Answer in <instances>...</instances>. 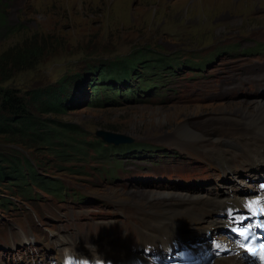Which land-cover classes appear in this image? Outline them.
<instances>
[{
    "label": "rangeland",
    "instance_id": "374dc122",
    "mask_svg": "<svg viewBox=\"0 0 264 264\" xmlns=\"http://www.w3.org/2000/svg\"><path fill=\"white\" fill-rule=\"evenodd\" d=\"M120 1L5 0L2 9L8 24L16 26L19 31L0 35V53L17 43L39 38L45 41L47 52L34 69L12 73L10 80L3 84L25 91L47 84L66 82V97L71 98L73 95L79 99L83 98L82 83L95 78V75H92L94 70H90L88 66L99 65L102 68L120 57H127L137 48L146 47L151 51L153 56L148 60L152 65L162 58H174L178 62L183 59H192L198 62L201 60L199 56L204 58L206 54L221 48L224 43L241 40L247 35H252L256 30L264 32V12L256 13L257 10L264 8V0H223L210 3L208 1L212 0H208L207 3L201 0H169L171 3L168 7L160 5L162 0H150L145 6L152 7L151 12L145 17L136 18L130 17L128 13L141 7L140 0ZM188 1L192 4L190 5ZM226 5L228 9L224 8L227 7ZM219 8L221 10L218 12ZM220 65L217 62L215 67L205 72L204 86L208 93L224 84L223 79L218 84L212 81L217 74H223L224 68ZM155 67L157 66L152 68ZM254 101L264 104V101L257 99L229 101L221 104L217 99L192 106L179 103L173 106L145 102L121 103V106L113 107H91L86 106L84 100L76 104V102L72 103L74 102L72 100L64 99L61 100L64 113L43 114V117L81 127L78 135L80 141L102 139V135L108 133L117 136L116 138L120 141L148 140L155 144L166 145L170 147L169 152L175 155V148L178 147L172 142L192 143L194 136L197 134L202 136L192 127L193 122L187 120V117L204 112L210 114L209 120L215 118L220 121L217 116L219 112L225 114L228 111L224 110ZM221 122L223 126H220V129L226 131L229 121L221 120ZM14 153L35 166L38 175L46 177L61 175L77 188L74 192H83L92 196L79 185L80 173L70 174L67 170L68 163H64L63 157L58 153H52V149L41 145L29 149L23 145L9 143L5 138L0 137V161H4L1 159L10 157ZM134 159L139 163L143 160L139 156ZM59 167L63 169L59 170ZM111 167L112 164L106 169ZM70 169H77V167L72 165ZM4 170L8 172V168ZM114 170L117 172V180L104 179L100 175L91 177L94 180L106 182L109 186L117 182L124 183L121 187L110 188L107 196L102 198L105 203L95 206L108 212L113 221L121 225L125 217L132 215L133 208L130 204H137L138 195L131 194L133 183L137 179L144 178V174L143 170L139 171L129 180L122 177L116 168ZM84 182L88 186L93 184L91 181ZM173 184L175 183H170V185ZM192 186L200 188L204 185L196 182ZM1 220L4 219L1 217ZM126 225L134 228L128 222ZM127 236L129 239H135L132 232Z\"/></svg>",
    "mask_w": 264,
    "mask_h": 264
},
{
    "label": "trees",
    "instance_id": "16d2710c",
    "mask_svg": "<svg viewBox=\"0 0 264 264\" xmlns=\"http://www.w3.org/2000/svg\"><path fill=\"white\" fill-rule=\"evenodd\" d=\"M4 2L5 0H0V35L18 33L19 29L16 26L8 24L2 9ZM46 52V43L39 38L17 43L0 53V137L5 138L9 143L23 145L29 149H34L36 145L52 149V153H58L63 157L64 163H68L67 170L71 174L75 170L70 169V166L86 158L89 150L99 154L111 148L112 145L107 146L102 139L80 141L78 135L81 127L51 120L43 117V114L64 113L63 104H61V100L64 99L72 100L74 101L72 103L76 102V104L84 100L86 106L93 105L97 101L95 106L99 107L102 103L109 101L110 94L123 92L132 84L137 86L139 84L137 80L146 79V74L153 66H157L152 68L154 70L167 68L170 58L156 60L152 65L148 59L152 58L153 54L148 48L141 47L130 52L127 57H120L102 68L99 65L88 66L90 70H94L92 75H95V78L82 83L81 95L82 90L89 91L79 99L73 95L71 98L66 97V82L47 84L25 91L3 84L10 80L12 73L34 69ZM214 52L215 50L206 54L205 57L213 55ZM199 58L202 59L200 56ZM97 91L103 95L102 98L100 94L96 97L88 96V93L95 94ZM1 160L4 161H0V184L7 183L10 186L15 183H26L27 173L32 181L38 177L36 168L15 153ZM5 168H8V172H5ZM62 169L59 167V170Z\"/></svg>",
    "mask_w": 264,
    "mask_h": 264
},
{
    "label": "bare ground",
    "instance_id": "6f19581e",
    "mask_svg": "<svg viewBox=\"0 0 264 264\" xmlns=\"http://www.w3.org/2000/svg\"><path fill=\"white\" fill-rule=\"evenodd\" d=\"M117 1L118 2H121L120 0H116V2ZM201 1L207 3L208 0H206V1L205 0H201ZM221 1H223V0H219V1L218 0H212V1H208V2L210 3V2H221ZM147 2H150V0H140V3L139 4L141 5V7H139L137 10H134L131 13H128V15L130 17H134V18L147 16L151 12V10H152V7L145 6V4ZM170 3L171 2L169 0H162L160 5H163V6H166L167 5V7H168V4H170ZM189 4L191 5L192 3L189 2ZM230 4H232V3H230ZM199 5H201V3ZM185 8H186V6H185ZM224 8H227L228 9V6L227 7H224ZM169 9H172V8L169 7ZM221 9H222V5H221ZM221 9L219 8L218 9V12ZM212 10H214V9H212ZM215 10H216V8H215ZM169 11L171 12V10H169ZM210 12H211V10H210ZM218 12H216V13H218ZM190 13H191V10H190ZM167 17H168V15H167ZM224 111H228V115L223 114V116H219L218 118L220 119V121L221 120H223V121H229V122H227L228 123L227 124L228 125L227 129L231 128V125L232 124L242 123L245 120V121H248L251 125L256 126L258 128V131H260L261 133H264V104H262L261 102L254 101V102H251V103H248V104H241L239 106H236L235 108L227 109V110H224ZM221 126H223V125H221ZM197 135L194 136L193 138L194 139H201L202 138V136H200V135L197 136ZM182 137H184V136H182ZM185 138H186V136H185ZM240 141L241 142H245V140L242 139V138H240ZM260 143H264V140L262 142H260ZM258 153L264 159V147L262 149H260L258 151ZM159 195H162V194L151 193V194H148L147 196L149 198H155V197H159ZM180 196H181L182 200H184L187 204H189L192 207V209L196 212V215L194 217L189 218V219H186L187 226L189 228L195 230L198 233L196 238H198L199 240H205V239H207L205 237V234L207 232H210V235L211 236L214 235V232L211 229H212V225H213L212 218H213V215H214L215 210H216V202H215V200L212 199V198H210V197L209 198H198V197H192L191 195H187V194L180 195ZM177 220H178L177 217L169 216V215H166L164 218H162V221L165 222V228L164 229H165V231L168 233V235L170 237L174 236L175 233H176V231H177L176 230ZM157 226L160 227V225H157ZM127 252H128L127 250H124L123 251L124 254H126ZM76 253H77L78 256H82V257H87V256H90L91 255L90 251L89 250H86V249L80 250V249L77 248L76 249ZM213 264H249V263L243 257H241L240 255H238V256H233V257L217 258V259H215V261L213 262Z\"/></svg>",
    "mask_w": 264,
    "mask_h": 264
},
{
    "label": "water",
    "instance_id": "95a60500",
    "mask_svg": "<svg viewBox=\"0 0 264 264\" xmlns=\"http://www.w3.org/2000/svg\"><path fill=\"white\" fill-rule=\"evenodd\" d=\"M117 136H114L113 134H103L102 139L107 142H112V143H119L120 139L116 138ZM125 141L121 140L120 142Z\"/></svg>",
    "mask_w": 264,
    "mask_h": 264
}]
</instances>
